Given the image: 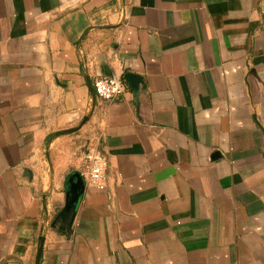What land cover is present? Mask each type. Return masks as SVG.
<instances>
[{"label": "crops", "instance_id": "1", "mask_svg": "<svg viewBox=\"0 0 264 264\" xmlns=\"http://www.w3.org/2000/svg\"><path fill=\"white\" fill-rule=\"evenodd\" d=\"M126 73L137 90L96 96ZM91 142L108 190L83 180L63 212L80 172L54 151ZM40 245L38 264H264V0H0V264Z\"/></svg>", "mask_w": 264, "mask_h": 264}, {"label": "built area", "instance_id": "2", "mask_svg": "<svg viewBox=\"0 0 264 264\" xmlns=\"http://www.w3.org/2000/svg\"><path fill=\"white\" fill-rule=\"evenodd\" d=\"M93 88L98 98L105 102L120 100L126 89L124 79L100 77L94 80ZM79 172L85 184L98 191L108 190L107 158L94 142L88 143L78 157Z\"/></svg>", "mask_w": 264, "mask_h": 264}, {"label": "water", "instance_id": "3", "mask_svg": "<svg viewBox=\"0 0 264 264\" xmlns=\"http://www.w3.org/2000/svg\"><path fill=\"white\" fill-rule=\"evenodd\" d=\"M123 77H124V80L127 82V84H129L134 90H137L138 85L141 84L142 82L141 77H139L136 74L126 73L124 74ZM86 120L87 118H84L83 122L77 128L69 129V130L62 131L60 133L53 134L48 144L46 145V150L49 149L50 141L53 138H55L58 135H68V134H71L77 131L79 128H81V126L84 124ZM82 183H83V178L81 177L80 173L79 174L77 173L76 175L67 178L66 185H65L66 200H65V208L63 212L71 213L73 211L75 203L78 201L77 188L79 185H82ZM41 245L37 250L36 264H38L39 262V257L41 254Z\"/></svg>", "mask_w": 264, "mask_h": 264}, {"label": "rangeland", "instance_id": "4", "mask_svg": "<svg viewBox=\"0 0 264 264\" xmlns=\"http://www.w3.org/2000/svg\"><path fill=\"white\" fill-rule=\"evenodd\" d=\"M73 142V141H72ZM71 145L70 148H59L58 150L54 151V160L57 161L58 163L63 162V164L67 165L69 168H79V161L78 159V153L75 152L76 149L74 150ZM78 147V146H77ZM85 147H81V152L84 150ZM50 151V149H49ZM48 152V150H47ZM50 160V157H49ZM49 166L50 163L44 162V171L46 174V179L49 180L50 178V172H49Z\"/></svg>", "mask_w": 264, "mask_h": 264}]
</instances>
